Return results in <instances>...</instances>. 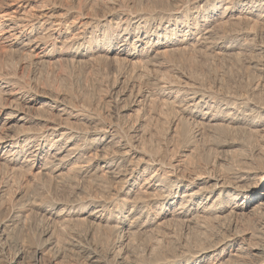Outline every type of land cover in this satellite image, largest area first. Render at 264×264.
Segmentation results:
<instances>
[{"label": "bare ground", "instance_id": "1", "mask_svg": "<svg viewBox=\"0 0 264 264\" xmlns=\"http://www.w3.org/2000/svg\"><path fill=\"white\" fill-rule=\"evenodd\" d=\"M145 1L0 0V264H264V0Z\"/></svg>", "mask_w": 264, "mask_h": 264}, {"label": "rangeland", "instance_id": "2", "mask_svg": "<svg viewBox=\"0 0 264 264\" xmlns=\"http://www.w3.org/2000/svg\"><path fill=\"white\" fill-rule=\"evenodd\" d=\"M19 1L20 0H2L4 5H1L4 6L3 10L13 11L16 9V6L18 5L17 3ZM133 1L137 3L134 5L136 9L146 5L145 0ZM40 5V3L35 4L34 10H40ZM1 62L2 63H0V67L2 69H7L8 71H12L15 66L14 63L12 64V60L10 59H5ZM70 63V61H62L55 62V64L52 63L51 65H42L43 67H39L37 70L35 81H38V83L44 85L47 88H58L64 92H69L71 95H73V97L78 98L80 102L90 99L95 100L101 93V81L102 79L106 78L107 65L99 63L92 67L89 65L77 66ZM238 71L243 70L240 69ZM32 75L33 74L29 70H26L25 79L28 78V76L31 77ZM206 75L207 77L209 76L207 73Z\"/></svg>", "mask_w": 264, "mask_h": 264}]
</instances>
